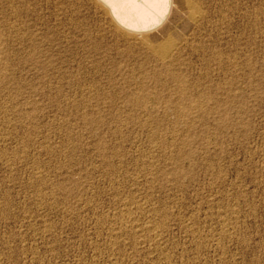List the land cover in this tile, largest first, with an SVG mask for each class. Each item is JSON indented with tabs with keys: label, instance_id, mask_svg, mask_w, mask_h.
<instances>
[{
	"label": "rangeland",
	"instance_id": "obj_1",
	"mask_svg": "<svg viewBox=\"0 0 264 264\" xmlns=\"http://www.w3.org/2000/svg\"><path fill=\"white\" fill-rule=\"evenodd\" d=\"M105 18L0 0V264H264V0Z\"/></svg>",
	"mask_w": 264,
	"mask_h": 264
},
{
	"label": "bare ground",
	"instance_id": "obj_2",
	"mask_svg": "<svg viewBox=\"0 0 264 264\" xmlns=\"http://www.w3.org/2000/svg\"><path fill=\"white\" fill-rule=\"evenodd\" d=\"M89 5L100 10L111 24L116 26L119 31L122 30V34L125 39L137 45L144 41V37L137 35V32L146 29L150 24L155 22L159 17H162L168 9L169 0H86ZM78 2V0H77ZM177 2V1H176ZM192 3V2H191ZM193 5V4H192ZM186 3V8L189 10V18L195 22L197 21V12L194 6ZM81 6V5H80ZM83 6V5H82ZM200 7V6H199ZM90 8V7H89ZM88 8V9H89ZM199 11V10H198ZM95 12V11H94ZM200 12V11H199ZM198 12V13H199ZM202 12V11H201ZM200 12V13H201ZM95 15V14H94ZM102 16V15H101ZM105 18V19H106ZM103 19V18H102ZM104 19V20H105ZM105 23V22H104ZM110 28V27H109ZM112 32V31H110ZM121 32V31H120ZM144 36V35H143ZM122 37V35H121ZM123 37V38H124ZM146 39V38H145ZM127 40V39H126ZM166 40V39H165ZM122 41V39H121ZM125 42V41H124ZM145 42V41H144ZM141 45L143 46V44ZM146 44V43H145ZM148 44V43H147ZM151 44V43H150ZM149 44V46H150ZM133 45V44H131ZM140 45V46H141ZM173 44L168 38L165 43L157 44L154 47H150L151 50L160 58L165 60L169 58ZM145 47V46H144ZM175 48V47H174ZM142 50V49H141ZM148 51V50H147ZM174 51V49L172 50ZM151 53V52H149ZM178 53V52H177ZM153 56V55H152ZM179 56V55H178ZM155 57V55L153 56ZM157 58V59H159ZM156 59V61H157ZM174 59V57H173ZM176 60L178 61L177 57ZM169 61V60H168ZM171 61V60H170ZM176 61V62H177ZM173 62V61H171ZM169 63V62H168ZM177 64V63H176ZM169 66V64H168ZM171 66V65H170ZM172 66H174L172 64ZM167 67V66H166ZM165 68V66H164ZM172 71V70H171ZM170 74V73H169ZM180 92V91H179ZM143 94V93H142ZM138 95V94H137ZM146 97V96H145ZM143 100V98H141ZM135 103V102H134ZM141 103V102H140ZM143 103V102H142ZM130 214V213H129ZM126 219V218H125ZM133 222V220H131ZM129 222V221H128ZM131 223V222H129ZM123 224V223H122ZM121 224V225H122ZM128 224V223H127ZM125 225V224H124ZM132 225V224H131ZM149 225V224H148ZM127 227V225H126ZM146 227V226H145ZM118 228V227H117ZM148 228V227H146ZM154 228V227H153ZM223 228V227H222ZM139 229V228H138ZM158 229V228H157ZM122 230V229H120ZM150 230V229H149ZM153 229H151L152 231ZM128 231V230H127ZM224 231V230H223ZM126 232V231H125ZM130 232V231H129ZM142 232V230L140 231ZM154 232V231H153ZM151 233V232H150ZM155 233V232H154ZM159 233V232H158ZM121 234V233H120ZM143 234V233H142ZM115 235V234H114ZM153 235V234H152ZM158 236V235H157ZM114 237V236H113ZM154 237V236H152ZM116 238V237H115ZM118 238V237H117ZM116 238V239H117ZM150 238V237H149ZM156 238V233H155ZM153 240V239H152ZM155 240V239H154ZM156 243V242H154ZM159 243V242H158ZM159 245V244H158ZM114 247V246H113Z\"/></svg>",
	"mask_w": 264,
	"mask_h": 264
}]
</instances>
